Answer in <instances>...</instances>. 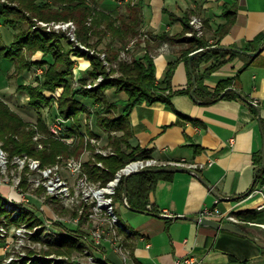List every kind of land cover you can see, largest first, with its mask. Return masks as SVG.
Returning a JSON list of instances; mask_svg holds the SVG:
<instances>
[{
	"label": "crops",
	"instance_id": "crops-1",
	"mask_svg": "<svg viewBox=\"0 0 264 264\" xmlns=\"http://www.w3.org/2000/svg\"><path fill=\"white\" fill-rule=\"evenodd\" d=\"M226 1L231 0H139L142 19L139 34L145 33L150 44L147 45V39L137 40L134 47L129 43V53L132 59L144 60L149 50L154 57L157 81L164 80L170 62L178 59L187 44L171 40L158 43L157 36L182 32L184 25L180 18L186 14L190 15L192 26L186 33L189 37L205 35L210 46L217 44L250 52L260 49L255 56L237 51L205 79V84L214 90L221 81L232 79L233 84L227 88H234L258 103L262 126L251 105L235 96L207 104L206 99H194L193 78L212 61H204L194 69L193 59L192 72L190 58H181L171 77L174 92L170 104L140 101L131 109L130 141L140 147L137 155L146 152L166 162L182 160L200 175L193 171L173 172L171 179H160L150 193L147 211L122 204L119 218L122 226L118 231L128 253L127 263L116 249L113 237L105 233L99 248L93 249L86 241L88 255L84 264H174L176 259L187 255L198 259L195 264H264L263 244L196 221L200 210L217 206L238 214L254 211L257 223L264 224V210L257 209L264 196L253 192L264 143V0H237L236 21L228 33L219 37L216 30L226 23ZM82 67L84 79L90 78L89 58L84 56ZM106 96L109 103L117 105L115 115L125 110L127 91L112 87ZM92 120V131L103 142L107 141L105 130ZM247 231L264 242L263 225H249Z\"/></svg>",
	"mask_w": 264,
	"mask_h": 264
},
{
	"label": "trees",
	"instance_id": "trees-1",
	"mask_svg": "<svg viewBox=\"0 0 264 264\" xmlns=\"http://www.w3.org/2000/svg\"><path fill=\"white\" fill-rule=\"evenodd\" d=\"M63 3V9L61 11H54V6L46 0H0V61L7 60L17 65L18 73L29 70L32 66V56L38 50H42L45 54L43 60L39 61L40 65H46L49 63L48 68H45L44 73L38 76L37 79L39 86L33 84L21 85L20 89L27 91L31 94L30 105L41 106L42 101H49L45 90H55L66 82L67 76L72 73L74 62L70 59L68 51L63 49V38L65 34L59 35L53 31H47L45 28L33 27V18L40 20L52 21V20H68L74 18L80 26V38L89 43L90 38L97 37V43H102L107 33L110 32L115 39L121 42V47H113L109 43L110 48L108 56L111 60L118 59L123 47H126L127 42L135 37L140 30L142 19L139 15V5H129L128 17L115 18L109 12L93 7L88 1H93L98 4L99 0H60ZM238 3L237 0L226 1L224 4V17L226 23L219 25L216 30V34L219 37H223L228 33L232 25L236 21ZM93 16V21L89 24L88 19ZM173 16V14H171ZM175 19L174 17L172 20ZM183 22L184 29L182 32L171 35L168 32L161 33L157 36L159 42L167 40L176 41L178 43L187 44V46L180 51V56L174 62H170L169 68L166 73V77L162 81H157L156 78V65L154 57L148 50L144 60L134 58L131 61L127 59H121L119 61V75L113 76L108 80H104L100 85L93 89H84V94L95 99V101L103 104L97 109L98 122L103 129L109 132V143L115 148V154L103 156L98 155L97 159L104 162V166L94 165L89 168V174L93 179H101L106 185L111 181L117 172L125 166L127 161L131 158H136L140 147L131 144V124L129 115L131 109L140 101H163L170 104L171 97L174 91L171 89V77L174 73L175 66L181 58L189 59L191 53L197 51L200 48L203 50L198 51L194 58V69L204 61H212L211 64L205 69L203 73L196 74V88L195 95L196 100L206 99L205 103H212L221 98L220 95L226 90V88L233 84L232 79L221 81L218 87L214 90L208 88L205 84V79L216 69L220 68L223 64L229 61L233 56L238 54L237 50L232 47L210 46L208 38L203 35L199 36L194 34L193 36H187L186 33L192 29L190 24V15L186 14L180 18ZM120 20V23H117ZM4 30V33H2ZM9 35V38H4L5 35ZM63 38H62V37ZM147 45L150 44V39H147ZM91 60V68L89 70L90 76H97L99 74H105L109 76L107 67L104 65L103 60L99 53H96L89 57ZM37 63V62H35ZM112 72H115L112 69ZM86 78L84 79V82ZM194 84L192 90L194 89ZM115 87L118 91L125 90L129 94V98L126 101L125 110L118 115H115L112 109H117L116 104L109 103L106 97L108 89ZM168 89H171L168 91ZM192 92V91H191ZM237 97L240 100L246 101L251 105L254 112L258 113V108L251 102L246 100V96L241 93L228 90L222 98L225 97ZM70 98L66 97L61 100L60 114L64 117H71L75 112H78L79 107L84 108V112L89 111L86 104L84 107L80 103L69 101ZM38 107V108H39ZM112 111V112H111ZM105 114L106 116L102 115ZM44 117H39L38 121L41 124V128H47L44 122ZM25 124V123H24ZM27 125V124H26ZM23 120L16 112H13L8 107V104L0 99V138L4 139V146L8 150L9 157L13 158L16 155H23L24 152L29 153L32 156L39 157L44 164L55 162L56 157L61 153H69L67 145L61 142L52 143L51 146L43 150L37 149L32 140V134L26 132L23 129ZM112 131H122V135L113 136ZM12 133L14 136L8 134ZM20 136V139H19ZM68 151V152H67ZM146 152L142 156H148ZM138 156V155H137ZM263 158L259 160L258 167L262 165ZM199 172V171H197ZM173 172L165 171H152L142 170L137 173L131 174L128 179L122 177L117 188L115 199L120 204H125L124 197H127L128 207L137 211H147L150 203V193L154 189L156 183L160 179H171ZM264 184V169H260L256 173V180L253 189L256 185ZM3 200V196L0 195V201ZM4 201V200H3ZM3 207L0 208V215L10 213ZM33 213V212H31ZM23 213L18 220H27L31 227L37 223H41V219L37 216H31L30 213ZM244 219L257 222V213L254 211L241 212L238 214ZM12 217V216H11ZM14 220V219H13ZM64 229L69 233L68 236L63 237V240L56 245L58 252L71 254L74 250H85L86 244L84 243L88 239L87 232H83L81 228H71L64 222H60ZM241 226L247 230L249 225L241 224ZM40 238V232L35 237ZM85 240V241H84ZM92 244V243H90ZM39 263V262H38ZM58 264H79L77 262H70L67 260H61Z\"/></svg>",
	"mask_w": 264,
	"mask_h": 264
},
{
	"label": "rangeland",
	"instance_id": "rangeland-1",
	"mask_svg": "<svg viewBox=\"0 0 264 264\" xmlns=\"http://www.w3.org/2000/svg\"><path fill=\"white\" fill-rule=\"evenodd\" d=\"M46 1L54 6V11L56 12L61 11L64 7V2L60 0ZM138 1L139 0H99L98 4H95L93 1H88V3L118 18L120 16L128 17L127 14L130 10L129 5L137 6ZM93 18V16L89 17V24L92 23ZM33 21V27L45 28L47 31H53L59 35H66L64 38L61 36L64 42L63 49L65 52L68 51L70 59L74 62L73 71L67 76L66 82H63L61 86L53 91H44L47 98L50 100L42 101L41 106H38V108L37 106L30 105L31 94L20 89V86L22 84L39 86V79L37 78L41 76L45 68L49 66V63L46 65H40L38 63L44 58H47L44 52L42 50L36 51L31 58V68L26 71L24 70V72L20 74L17 71L18 68L15 63L8 62L7 60L0 61V99L8 104L10 110L16 112L23 120V129L32 134V140L34 144L36 143L35 146L37 149L43 150L51 146L54 140L55 142H61L67 145L69 153L66 154L63 152L56 157L55 162L44 164L39 157L24 152L23 156H25L27 162L25 167L22 168L20 167V163L16 160V157L20 155L10 158L8 150L4 146L5 140L0 138V147L5 150L9 159L7 168L0 170V195L3 196V200L8 202L10 200L4 197L5 193L12 196L9 198L13 199L15 202L17 200L19 201L20 194L25 196L26 199L30 198L31 200L30 202L20 201L18 206H20L22 210L19 213H15L13 217H11L12 211L7 208V205H5V208L7 212L10 213V216L8 217L6 213L0 215V264H58L61 260L84 264L88 255V248L82 251H71V254L58 252L56 250V245L54 244H59L63 240L64 235L68 236L69 234L60 222L66 223L71 228H81L83 232L85 231L88 234V244L93 247V249L100 247L102 244L101 241L105 236L99 238L101 240H99V243L97 241L98 238L92 232L95 225L94 218L89 215L92 212V204H86L84 200V186L81 184V181L84 179V171L89 172V168L94 165L104 166V162L97 159L98 155L108 156L98 153V149L101 146L108 152H116L114 146L109 143V132L103 129L98 122L97 109L103 104L85 95L84 89L90 90L96 88V86L100 85L104 80H108L113 76H118L119 61L121 59L132 60V53H129V43L134 47L136 42H138L137 40L141 41L142 39H148V36L145 33L139 34L141 32L139 31L135 37L127 42L126 47L122 48L119 58L111 60V57L108 56V49L110 48L109 43L116 48L121 47L122 44L118 39H115L110 32L107 33L108 36L102 43H97V37H92L89 43H85L80 38L81 26L74 18L52 21L33 18ZM117 23H120V20H118ZM2 33H4V30H2ZM9 35L10 34L5 35L4 38H9ZM96 53L100 54L104 65L107 67L109 76L105 74H99L97 76L89 75L90 78H86L84 82V68H80V65L84 62V56L89 58ZM112 69H114L115 72H112ZM89 84H91V86H88ZM65 96L71 99L69 100L70 102L76 101L83 107L84 104H86L89 111L84 112V108L79 107L78 109L80 110L75 112L73 116L68 118L64 117L63 114H60V110L62 108L61 100H63ZM112 111L115 112V109H112ZM59 115L67 119L71 124V132H68V134L71 133L72 135L67 137V139H71V141L65 140L51 131V124L54 123V117ZM102 115L106 116L105 114ZM40 116L45 119L44 122L42 121V124L47 126L46 129L43 127L41 128V124L38 121ZM92 118L95 119L96 124H98L102 130H105L107 141L105 140L103 142L102 137L92 131L90 125V122L93 121ZM85 125L88 128H86ZM111 134L113 136H119L122 135V131ZM8 135L14 136L12 133ZM109 155L112 154L109 153ZM140 155L142 156L143 154H139V156ZM135 157L138 156L136 155ZM32 159L40 160L39 168L48 166L54 167V172L51 174L50 178H62L64 182H67L66 191H64V193L49 194L46 191V186L43 184L40 188L35 187V182H32V180L42 179V174L39 168L38 170L32 169L29 163ZM70 159L74 161L71 166L66 163ZM100 162L102 163L101 165H99ZM80 179L81 181L79 182ZM90 180L97 185H104L101 179L96 180L91 177ZM3 200L1 199L0 201V208L3 207ZM114 201L115 212L120 218L122 204L116 201L115 195ZM23 213H26L27 216H29L28 213H30L31 216H37L42 222L31 227L27 220L16 221V219L22 217L21 215ZM100 223H103L100 224V227L104 229L107 235L118 237L119 241L123 242V237L119 231L113 235L111 230H108L109 225L107 222L104 224V222L101 221ZM19 231H22V234L19 233ZM38 232H40V238L37 236L35 237ZM20 239L23 240L21 241ZM87 242H84L86 247L88 246ZM90 260H92V258H90Z\"/></svg>",
	"mask_w": 264,
	"mask_h": 264
},
{
	"label": "built area",
	"instance_id": "built-area-1",
	"mask_svg": "<svg viewBox=\"0 0 264 264\" xmlns=\"http://www.w3.org/2000/svg\"><path fill=\"white\" fill-rule=\"evenodd\" d=\"M196 22V19L193 20V23ZM85 48V47H84ZM86 49V48H85ZM204 48H200L197 51L203 50ZM88 86H91L89 84ZM255 104L258 105L257 102ZM51 131L57 136H61L65 140L71 141V139H67V137H70L72 135L71 133L68 134V132H71V124L68 122L67 119L63 118L61 115L54 117V123L51 124ZM98 153L104 154V155H109L110 154H115L114 151L108 152L103 146H101L98 149ZM24 155V154H23ZM20 155L16 157L17 162L20 163V167H25L26 164V158L25 156ZM23 156V157H21ZM8 156L5 152L4 149L0 147V170H3L7 168L8 166ZM73 160L70 159L66 163L71 166L73 164ZM32 169L38 170L40 167V160L39 159H32L31 162ZM85 163V160H84ZM102 163L100 162L99 165ZM186 162L180 160V161H162L159 160L156 157L153 156H139L136 158L129 159L125 166L121 168L115 177L109 181L106 185H97L95 183H92L90 180L91 176L88 171H84V179L81 181V184L84 186V200L86 201V204H92V212L89 214L92 218L95 220V225L94 229L92 230L93 234L98 238V242L100 243L99 238H103L104 236V229H101L100 223L101 221L104 222V224L107 222L109 225L108 230H111L113 235L118 233L119 227H121V222L119 220L118 215L115 212V201H114V195L116 194V188L122 179V177H125L127 175H131L136 172H140L144 169L147 168H153V167H161V166H181V167H186ZM54 167H44V168H39V171L42 174V179L36 180L33 179L32 182H35V187L40 188L42 187V184L46 186L47 188V193L49 194H55L59 192L66 191V184L67 182H64L62 178H50L51 174L54 172ZM21 181V179H20ZM78 182V183H79ZM255 193H261L264 196V184H260L259 187L254 188ZM6 198H8L10 201L4 200V204L7 205L8 209H11L12 211V217L15 215V213H19L22 208L18 206V203L21 202H26V201H31L30 198L26 199L25 196H22L20 194V199L19 201L17 200L16 202L9 198L12 196L7 195L6 193L4 194ZM14 198V197H13ZM17 199V198H14ZM217 202L219 200H216ZM124 202L126 205H128V200L127 197H124ZM4 205V207H5ZM258 210H264V198L263 201L257 206ZM169 213H163V215H167ZM18 215V214H17ZM171 217H179L180 215H172L170 214ZM181 217V216H180ZM201 218H211L215 220H219L221 222H234L236 224H244V225H263V223H257L255 221L247 220L242 218L241 216L238 215V213L234 211H222L220 208L217 206L214 208L210 207H205L202 210L199 211V213L196 216V219L200 220ZM118 228V229H117ZM23 231V229H22ZM22 231L19 233L22 234ZM114 237V236H113ZM21 241L23 239H20ZM100 240V241H99ZM114 244L117 246V250L123 255L124 261L127 263L128 259V253L125 252L122 241H119L118 237H114L113 240ZM198 261V259L194 255H187L181 258H178L175 260L174 264H195Z\"/></svg>",
	"mask_w": 264,
	"mask_h": 264
},
{
	"label": "water",
	"instance_id": "water-1",
	"mask_svg": "<svg viewBox=\"0 0 264 264\" xmlns=\"http://www.w3.org/2000/svg\"><path fill=\"white\" fill-rule=\"evenodd\" d=\"M237 51L239 52H243L245 54H249V55H252V56H255L257 55L259 52H260V49L255 51V52H250V51H247V50H242V49H236ZM198 51H194L191 53V56H190V68L192 70V72L194 71L193 67H192V61L193 59L196 57ZM196 83H197V80H196V77L193 78V84L195 85L194 86V89L192 90L191 92V95L194 99H196V95H195V88H196ZM228 90H235L234 88H227L221 95L219 98H222L225 93L228 91ZM247 101L251 102L252 104H254L258 110L260 109V107L255 104L254 101L252 100H249L248 98H246ZM259 122L262 126V120H261V117H260V114H259ZM262 156H263V162H262V165L257 167L256 170H255V174L260 170V169H264V143H263V151H262ZM146 170H152V171H165V172H186V171H193L195 172L197 175H200L199 172L189 168V167H181V166H161V167H153V168H147ZM137 173V172H136ZM130 175H127L125 176L126 177V180L128 179ZM255 180H256V177H255ZM196 221L200 222L201 224H205V225H210L216 229H222V230H227V231H232L234 233H237V234H241V235H245V236H248L250 238H252L253 240H255L256 242H258L259 244H263L264 245V242H262L261 240H259L258 238L252 236L247 230H245L241 225L239 224H236L234 222H221L219 220H215V219H211V218H201L200 220L196 219Z\"/></svg>",
	"mask_w": 264,
	"mask_h": 264
}]
</instances>
